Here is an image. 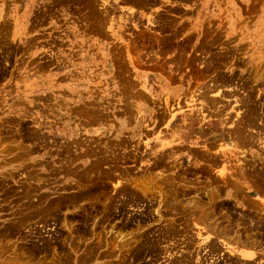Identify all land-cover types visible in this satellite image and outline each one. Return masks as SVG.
I'll list each match as a JSON object with an SVG mask.
<instances>
[{"label": "rangeland", "instance_id": "374dc122", "mask_svg": "<svg viewBox=\"0 0 264 264\" xmlns=\"http://www.w3.org/2000/svg\"><path fill=\"white\" fill-rule=\"evenodd\" d=\"M0 264H264V0H0Z\"/></svg>", "mask_w": 264, "mask_h": 264}, {"label": "bare ground", "instance_id": "6f19581e", "mask_svg": "<svg viewBox=\"0 0 264 264\" xmlns=\"http://www.w3.org/2000/svg\"><path fill=\"white\" fill-rule=\"evenodd\" d=\"M183 206V205H182ZM186 206V205H185ZM203 215V214H202ZM211 227V226H210ZM230 227V226H229ZM207 229H208V227H207ZM211 230V229H210Z\"/></svg>", "mask_w": 264, "mask_h": 264}]
</instances>
